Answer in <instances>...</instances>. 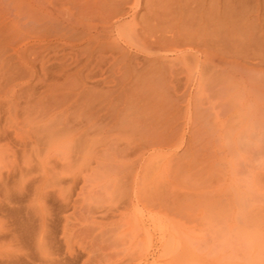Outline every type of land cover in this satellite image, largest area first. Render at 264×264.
<instances>
[{"label":"rangeland","instance_id":"1","mask_svg":"<svg viewBox=\"0 0 264 264\" xmlns=\"http://www.w3.org/2000/svg\"><path fill=\"white\" fill-rule=\"evenodd\" d=\"M260 59L264 0H0V264H264Z\"/></svg>","mask_w":264,"mask_h":264},{"label":"bare ground","instance_id":"2","mask_svg":"<svg viewBox=\"0 0 264 264\" xmlns=\"http://www.w3.org/2000/svg\"><path fill=\"white\" fill-rule=\"evenodd\" d=\"M52 18L56 19V21H58L61 25H62V30L64 31L65 29L69 28V23H67V20L66 19H63L61 15H54V14H51L50 15ZM64 17V16H63ZM69 17V16H67ZM206 17V16H205ZM213 18V17H212ZM75 22V21H74ZM73 22V23H74ZM76 23V22H75ZM75 25V24H74ZM73 26V25H72ZM89 26V25H88ZM86 25V27H88ZM85 27V26H84ZM72 28V27H71ZM76 28V27H75ZM87 29V28H86ZM89 29V27H88ZM91 31H89L90 33ZM65 32L62 33V36H64ZM88 33V34H89ZM212 33V32H211ZM216 35V34H215ZM91 37H95L93 35L90 34ZM98 37V36H96ZM213 39V38H212ZM255 39V38H254ZM222 40V39H221ZM257 43V42H256ZM259 43V42H258ZM248 44V43H247ZM263 44V42H262ZM244 45V44H243ZM256 45V44H255ZM258 45V44H257ZM240 46V45H239ZM242 46V45H241ZM259 47V46H258ZM245 48V46H244ZM251 48V47H250ZM252 49V48H251ZM257 50V49H256ZM247 51V50H246ZM253 53V52H252ZM257 53V52H256ZM254 52V58L257 57V55ZM252 56V55H251ZM211 59V64H212V67L214 66L215 67H222L220 61L216 58V57H212L210 58ZM209 59V60H210ZM259 59V58H257ZM203 61V60H202ZM260 62H263L264 63V59H260L259 60V63ZM206 63V62H205ZM210 63V62H209ZM249 63V62H248ZM229 67H230V70H229ZM227 68V66H226ZM219 71V69H216ZM223 70V69H222ZM225 70V68H224ZM228 70L230 73L234 74L235 77H234V81L237 82V77L238 75L241 77V82L243 81V83L240 84V87L244 89L245 91V96H246V100H245V103H249L250 101L251 102H256V104L258 103L257 106H260L259 104L264 101V74H262V70L261 69H250L248 68V66H241V65H229L228 66ZM227 71V70H226ZM216 72V71H215ZM221 72V71H220ZM230 98V97H229ZM227 99V98H226ZM230 100V99H228ZM262 101V102H261ZM250 102V103H251ZM261 107V106H260ZM263 108V107H262ZM245 109V108H244ZM264 109V108H263ZM237 110V109H236ZM235 110V111H236ZM241 112V111H239ZM243 113V111H242ZM264 123V122H263Z\"/></svg>","mask_w":264,"mask_h":264},{"label":"clouds","instance_id":"3","mask_svg":"<svg viewBox=\"0 0 264 264\" xmlns=\"http://www.w3.org/2000/svg\"><path fill=\"white\" fill-rule=\"evenodd\" d=\"M251 142V130L243 127H239L230 133L228 137L229 146H234L240 151L250 146Z\"/></svg>","mask_w":264,"mask_h":264}]
</instances>
